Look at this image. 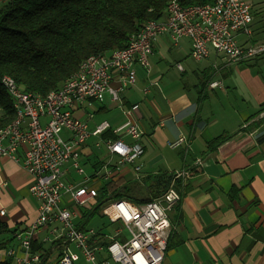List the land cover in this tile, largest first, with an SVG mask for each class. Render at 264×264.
<instances>
[{"label":"built area","instance_id":"2783aa9c","mask_svg":"<svg viewBox=\"0 0 264 264\" xmlns=\"http://www.w3.org/2000/svg\"><path fill=\"white\" fill-rule=\"evenodd\" d=\"M2 2L4 0H0V4ZM253 9L252 0H215L211 4L188 7L177 1L161 20L146 22L131 36L125 49L110 55H96L84 62L83 72L77 73L74 82H65L45 100H36L18 86L2 81L11 89L20 107V119L10 132L0 136V158L20 163L32 176L30 193L39 206L32 225L14 234L16 245L0 251V264L8 259L16 264L40 263L42 253L33 252V243L38 242L43 232L48 234L46 242L50 237L53 243L60 242L58 247L52 248L57 254L53 264H75L81 260L88 264L163 263L172 233L170 213L181 200L175 181L161 197L146 204L117 200L103 208L102 214L112 224L120 222L127 229L129 239L123 243L116 239L118 232L103 234L94 228L81 230L78 227L82 219L80 208L91 209L103 182L110 181L117 173L119 176L126 166L136 173L141 171L144 147L138 141L144 133L131 119L139 105L124 109L128 120L116 128L108 121L91 128L89 123L94 115L89 113L87 119H82L76 113L84 110L86 104H102L107 95L123 108L122 94L138 81L136 67L150 73L149 59L162 37H168L174 44L187 39L191 44V57L196 62L208 60L215 54L222 60L214 66L216 68L239 65L263 55L264 44L252 40ZM176 68L180 73L184 71L180 64ZM157 85V82H148L144 94ZM217 86L211 84V87ZM108 132L115 138H104ZM123 136L136 143L128 144ZM93 139H96L93 148L98 152L104 148L106 159L100 160V168L88 176L82 158L84 149ZM183 144L188 148L189 142L184 137L170 147L178 148ZM186 174L177 172L174 180ZM76 175L83 176V180H77ZM5 214V210H0L1 216ZM106 240L109 241L107 246L104 245Z\"/></svg>","mask_w":264,"mask_h":264},{"label":"crops","instance_id":"0c3cea01","mask_svg":"<svg viewBox=\"0 0 264 264\" xmlns=\"http://www.w3.org/2000/svg\"><path fill=\"white\" fill-rule=\"evenodd\" d=\"M162 40L150 58L170 41ZM178 44L174 46L181 48ZM189 52L188 58L191 44ZM212 57L210 63L193 69L195 79L190 84L179 88L160 76L157 61L150 73L137 66L138 81L122 94L123 108L107 95L102 104H86L76 115L87 119L92 113L91 128L97 116L109 117L103 121L116 128L128 120L124 109L139 105L131 119L144 133L138 141L144 147L142 169L136 173L124 167L117 177L122 186L149 198L156 191L151 177L187 173L177 179L179 186L175 184L181 200L170 213L172 233L162 264H264V55L232 68L214 67L222 60ZM184 61L177 62L183 75ZM148 82L158 85L144 94ZM222 136L227 139L211 149L210 142ZM182 137L188 148L170 147ZM123 140L136 143L130 137ZM95 142L84 149L83 163L100 161L105 149L95 150ZM19 155L23 158V151ZM32 182L20 163L0 158V210L6 212L0 220L15 233L29 228L38 216L39 202L30 193ZM45 234L38 236V242L46 245Z\"/></svg>","mask_w":264,"mask_h":264},{"label":"trees","instance_id":"16d2710c","mask_svg":"<svg viewBox=\"0 0 264 264\" xmlns=\"http://www.w3.org/2000/svg\"><path fill=\"white\" fill-rule=\"evenodd\" d=\"M174 0H4L0 6V130L16 117L13 100L2 84L12 77L24 91L42 96L58 90L94 55H110L125 49L131 36L151 20H161ZM182 6L207 5L215 0H176ZM255 43V41H254ZM264 107V104L263 106ZM115 138L111 132L104 138ZM210 142L211 149L225 141ZM99 163V161H98ZM100 164V163H99ZM118 173L98 189L91 209L80 208L79 229L87 230L90 222L101 215L111 201L126 200L143 205L166 193L175 174L150 178L155 193L146 198L130 186H122ZM120 185V186H119ZM102 230V229H101ZM15 231L0 220V251L15 246ZM108 240L104 242L107 246ZM60 242L53 243L58 247ZM54 248V247H53ZM33 252H41L38 264H47L53 249L44 242H34ZM8 259L1 264H12Z\"/></svg>","mask_w":264,"mask_h":264},{"label":"rangeland","instance_id":"374dc122","mask_svg":"<svg viewBox=\"0 0 264 264\" xmlns=\"http://www.w3.org/2000/svg\"><path fill=\"white\" fill-rule=\"evenodd\" d=\"M254 2V25H253V41L255 43L263 45L264 44V0H252ZM1 6V4H0ZM161 41L162 38L160 39ZM163 47L158 51V54L155 58L149 59V64L152 68H154L153 64L154 61L158 62L157 68L159 70V74L161 77L164 78V80L169 81L174 87H184L186 84H190V81L195 79V76L193 75V69H198V67L204 65V62H211L214 60L212 57L211 59L205 60L202 63L196 62L191 56L186 57L190 55L189 52V41L187 39H183L179 42L181 48L175 47L174 43L171 42V40L163 42ZM178 44V45H179ZM264 55V54H263ZM262 56V55H261ZM185 58V61L183 62V66L186 69L187 73L185 75L181 74L177 68V62L180 61V59ZM256 59V58H255ZM252 59V60H255ZM218 63L219 60L215 59ZM214 62V61H213ZM237 65H233L232 67H235ZM155 69V68H154ZM155 71V70H154ZM96 106H94L95 108ZM103 120H111L109 117H103V116H97L95 121L98 123H101ZM104 149V148H103ZM98 159L105 160V150L102 151V156H100ZM97 159H94L90 165V163H82L83 168L85 170L86 175H91L94 171H96L98 168H100V164L97 162ZM77 180L81 181L83 180V176H75ZM118 179V178H117ZM120 186V185H119ZM89 228H94L98 232H102L103 234H106V232H111L112 234H116L118 232V236L116 239L123 243L127 239H129V233L125 226L122 223H116L112 224L109 219L102 214L99 216H96L92 222L89 224ZM102 229V230H101ZM48 235V234H45ZM106 238V237H104ZM53 237H50V241L45 245L46 249L53 248ZM56 249V248H55ZM54 253V250H53ZM56 252L53 254L52 258L48 260L47 264H53L56 259ZM12 264H16L13 262ZM75 264H88L84 260H81L80 262H77Z\"/></svg>","mask_w":264,"mask_h":264},{"label":"bare ground","instance_id":"6f19581e","mask_svg":"<svg viewBox=\"0 0 264 264\" xmlns=\"http://www.w3.org/2000/svg\"><path fill=\"white\" fill-rule=\"evenodd\" d=\"M176 3H177L176 0L170 2L169 5L167 6V9L166 10L173 8ZM92 58H96V55L89 57L84 62H88ZM84 62L80 66L79 70L72 77H70L66 82H74L75 81V77L77 76V73H82L83 72ZM2 81L5 82V83H9L12 86H18V84L16 83V81L12 77H10V76H4L2 78ZM3 86L5 87V89L7 90V92L9 93L10 97L13 100V105H14V109H15V112H16V117H15L14 121L11 122L7 127H5V128H3V129L0 130V136L3 135L4 133L10 132V130L13 128L14 124L17 123L19 121V119H20V107L17 106L16 101H15V98L11 94V89H9L8 87H6L5 85H3ZM24 93H26L28 96H34V98H36V100H45V99H47V96H50V94H54L55 91L50 92L46 96H42V95L34 94V93H29V92H24Z\"/></svg>","mask_w":264,"mask_h":264}]
</instances>
